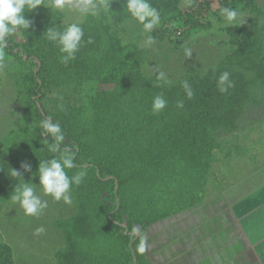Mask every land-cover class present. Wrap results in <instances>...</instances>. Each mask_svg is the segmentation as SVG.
<instances>
[{"label": "trees", "instance_id": "trees-1", "mask_svg": "<svg viewBox=\"0 0 264 264\" xmlns=\"http://www.w3.org/2000/svg\"><path fill=\"white\" fill-rule=\"evenodd\" d=\"M219 1L223 8L256 15L246 28L226 29L230 52L204 75H187L171 84L146 75V51L125 44L112 24L133 19L127 0H106L100 14L86 15L78 24L84 35L75 59L67 63L58 43L46 36L48 28L63 32L67 26L62 14L44 7L45 0L26 9L31 27L9 34L0 45L25 68L16 81L25 114L18 124L30 134L21 136L15 128L9 133L21 140L10 145L0 140V180L10 185L2 201L24 182L39 184V163L46 159L70 154L74 167L65 169L68 177L84 173L69 189L77 212L56 222L66 240L56 264H149L138 248L146 229L191 207L196 199L190 201L192 191L184 195L189 188L205 193L211 187L206 198L221 192L225 178L213 172L218 161L249 157L248 141L241 137H248L249 127L239 122L251 90L264 88V25L259 21L264 11L257 0ZM148 3L175 32L209 22L210 0ZM224 72L230 83L220 85ZM85 91L88 95L81 96ZM157 96L166 103L154 112ZM46 118L59 124L65 137L56 152L50 150L55 138L43 134ZM22 162L31 171L25 172ZM182 181L177 199L168 198ZM11 261V247L1 243L0 264Z\"/></svg>", "mask_w": 264, "mask_h": 264}, {"label": "rangeland", "instance_id": "rangeland-1", "mask_svg": "<svg viewBox=\"0 0 264 264\" xmlns=\"http://www.w3.org/2000/svg\"><path fill=\"white\" fill-rule=\"evenodd\" d=\"M257 2L264 11V0ZM105 3L62 0L57 6L56 0H45L44 7L62 14L68 27L80 24L89 13L100 14ZM209 7V22L200 28L175 32L159 20L152 29H145L134 18L112 24L125 44L134 43L146 51V75L171 84L187 75H204L230 52L226 29L234 25L246 28L256 15L241 10L240 21L230 23L222 14L221 1L210 0ZM259 21L264 25V12ZM24 72L22 64L0 46V140L9 145L21 140L9 133L12 129L21 136L30 135L24 124H18L25 114L17 98L16 81ZM251 91V101L239 122L241 127H249L248 137L240 134L244 143L248 141L249 157L218 161L213 172L225 178L221 192L206 198L211 187L207 186L205 193L189 188L184 195L192 191L190 201L196 199L191 207L146 229L138 248L149 264H214L208 256L218 254L224 264H264V88L255 86ZM251 153L258 155L253 157ZM9 187L0 180V244L11 247L12 264H56V253L66 245L64 231L56 222L77 212L74 192L67 193L70 202L63 198L57 201L36 184L34 192L46 207L37 215H26L18 201H2L1 195ZM182 188L183 181L173 188L175 195L169 188L171 196L167 197L177 199Z\"/></svg>", "mask_w": 264, "mask_h": 264}, {"label": "clouds", "instance_id": "clouds-1", "mask_svg": "<svg viewBox=\"0 0 264 264\" xmlns=\"http://www.w3.org/2000/svg\"><path fill=\"white\" fill-rule=\"evenodd\" d=\"M41 5L42 0H0V45L5 44L9 34L18 29H29L31 21L25 19L24 13L26 9L31 11ZM56 5L61 6L62 0H56ZM127 9L135 20L143 24L145 29H152L159 22L160 14L148 3V0H127ZM222 14L230 23L240 21L241 14L236 9L223 8ZM83 35V30L76 24L69 25L63 32L54 28H48L46 31L47 39L57 42L61 53L65 54L62 57L65 63L75 59L74 54L78 50ZM226 82L230 83L228 72H224L219 78L220 85H224ZM184 87L188 89L187 83ZM221 91L226 92L227 88L221 87ZM188 95H192L190 90ZM165 103L161 96H157L153 103V111L159 112L165 107ZM42 127L44 129L43 134H51L57 141V144L52 145L50 150L52 152L58 151V143L65 140L59 124L52 123L50 119L46 118ZM21 167L25 172L31 171V165L27 162H22ZM72 167H74L73 156L70 154H65L59 159L51 158L40 162L38 177L43 192L51 195L57 201L63 198L65 202H70L67 193L71 183L79 184L84 175L83 172H80L70 179L65 169ZM12 174L21 176L13 169ZM12 199L20 203L26 215H37L42 208L46 207V202H42L40 197L35 194L33 187L26 182L22 188L16 189V194Z\"/></svg>", "mask_w": 264, "mask_h": 264}, {"label": "crops", "instance_id": "crops-1", "mask_svg": "<svg viewBox=\"0 0 264 264\" xmlns=\"http://www.w3.org/2000/svg\"><path fill=\"white\" fill-rule=\"evenodd\" d=\"M208 258H211L214 264H222V262L224 264V258L220 254L211 255V256H208Z\"/></svg>", "mask_w": 264, "mask_h": 264}]
</instances>
